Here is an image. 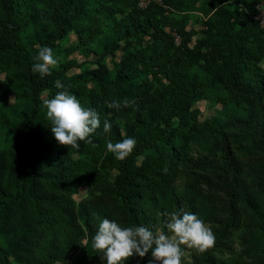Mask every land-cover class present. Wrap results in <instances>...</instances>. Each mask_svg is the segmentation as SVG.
Instances as JSON below:
<instances>
[{
	"label": "rangeland",
	"instance_id": "1",
	"mask_svg": "<svg viewBox=\"0 0 264 264\" xmlns=\"http://www.w3.org/2000/svg\"><path fill=\"white\" fill-rule=\"evenodd\" d=\"M175 1L178 10L172 13L191 36L190 46L205 36L214 19L235 22L236 13L252 2ZM213 3L215 10L210 9ZM99 16L100 34L90 40L88 48L100 44L118 18L102 12ZM123 37L118 41L119 49L103 58L104 66L112 67L121 57ZM146 42L144 38L142 45ZM251 42L264 50V33L255 39L249 36L247 48L254 46ZM55 43L53 55L59 64L51 73L65 68L56 82L66 84L62 91L75 95L82 107L94 109L101 125L91 135V143L78 141V149L68 148L56 141L43 104L35 122L37 145L30 155L37 174L25 196L2 207L0 246L7 250L10 264H106L103 254L93 248L103 219L122 227L145 226L154 233H167V213L172 212L194 213L211 228L215 245L208 249V264H263V231L257 214L264 215V117L259 113L264 112V51L248 64L243 54L236 69L229 71L230 76L218 69L190 68V75L200 79L198 92L185 114L174 117L172 126L164 127L161 142L146 150L157 157L160 150L172 145L173 157L143 168L144 155L138 156V169L130 174V193L123 201L117 186L118 171L106 163L114 156L106 144L109 140L116 143L114 129L125 136L127 118L107 105L113 100L135 99L137 93L92 75L102 67L96 64L91 49L85 53L88 49L78 43L74 27L66 29ZM133 43L130 47L138 48ZM33 46L37 47L35 43ZM19 73L0 40V188L4 193L18 187L16 154L27 140L25 115L31 100L16 79ZM55 95L46 88L41 98ZM105 120L112 124L108 133L103 131ZM182 249L181 264H195L202 255L186 246ZM3 254L0 250V264H6ZM149 261L161 264L154 260L151 250L143 258L134 254L123 264Z\"/></svg>",
	"mask_w": 264,
	"mask_h": 264
},
{
	"label": "trees",
	"instance_id": "2",
	"mask_svg": "<svg viewBox=\"0 0 264 264\" xmlns=\"http://www.w3.org/2000/svg\"><path fill=\"white\" fill-rule=\"evenodd\" d=\"M261 1L264 0H252L249 8L237 12L235 22L214 19L213 24L204 31L205 36L190 46L191 36L172 13L178 10L175 0L150 1L145 6H140L139 0H0V40L12 55V64L20 72L16 79L26 89L31 100L25 115L26 144L16 154L19 184L9 193H4L0 188V219L2 207L25 196L37 174L30 155L37 145L35 122L44 104L42 91L51 88L55 95L66 86L61 82L63 88L55 86L65 68L43 77L32 72L35 62L33 57L41 47L55 48V39L62 37L66 29L74 27L78 43L88 49L85 50L87 54L91 49L90 53L97 57L96 64L102 67V70L91 72L92 75L97 79H108L128 86L137 93L135 105L121 107V112L116 111L127 118L125 136L122 137L117 129L113 130L116 142L135 138L136 145L123 161L115 156L106 160L110 167L118 171L119 195L126 201L130 193V174L138 169L135 164L138 156L144 155L141 160L143 168L160 165L173 157L172 145L160 150L157 157L146 150L161 142L165 134L164 127L172 126L174 117L185 114L192 97L198 92L201 82L198 77L190 75V68L197 65L207 71L218 69L223 75L230 76L229 71L236 69L243 54L244 62L247 63L264 51L261 45L254 42H251L253 47L247 48L246 45L249 36L255 39L264 33V28L253 18L256 5ZM212 6L210 9L215 10L214 3ZM100 12L118 15V18H115L110 34L98 40L100 44L97 46L88 48L90 40L100 34ZM25 33L28 37L26 41ZM121 35L125 40L121 57L112 67L104 66L103 58L119 49ZM144 38L147 42L142 45ZM133 40L138 48L130 47L134 44ZM34 43L37 47L33 46ZM259 113L264 117L262 110ZM257 216L263 231L261 254L264 264V215L258 213ZM0 250L4 252L6 264H10L7 250L2 246ZM210 261L207 250L195 264H208Z\"/></svg>",
	"mask_w": 264,
	"mask_h": 264
},
{
	"label": "clouds",
	"instance_id": "3",
	"mask_svg": "<svg viewBox=\"0 0 264 264\" xmlns=\"http://www.w3.org/2000/svg\"><path fill=\"white\" fill-rule=\"evenodd\" d=\"M258 8L264 14V4H259ZM260 23L264 24V20ZM33 60L35 62L31 70L33 73H39L41 77L50 75L51 69L59 64L58 58L53 55V49L48 46L41 47ZM56 87L59 89L64 86L56 82ZM43 103L47 109V118L52 122L51 131L60 145L78 149V141L87 140L91 143V135L101 125L94 109L82 107L76 96L67 91H60L54 98L45 99ZM135 104L134 99L124 98L122 101L113 100L107 107L119 111L121 107L128 108ZM111 128L112 124L105 120L104 133H108ZM135 145V138H125L116 143L109 140L106 148L116 159L123 161ZM165 226L167 233H154L145 226L122 227L116 221L105 218L98 225L93 248L103 254L102 258L106 259V264H123V261L134 254L143 258L150 250L154 260L160 261L161 264H181L184 255L182 246L203 253L215 245L211 228L194 213H167ZM149 264L153 262L149 261Z\"/></svg>",
	"mask_w": 264,
	"mask_h": 264
},
{
	"label": "built area",
	"instance_id": "4",
	"mask_svg": "<svg viewBox=\"0 0 264 264\" xmlns=\"http://www.w3.org/2000/svg\"><path fill=\"white\" fill-rule=\"evenodd\" d=\"M150 1H155L159 2L158 0H139V5L140 6H145L147 5ZM260 4H264V2H261ZM258 5H256V12L253 18L258 21L259 25L264 28V24H261V20H264V14H262L261 10L258 8ZM177 37V36H176Z\"/></svg>",
	"mask_w": 264,
	"mask_h": 264
}]
</instances>
